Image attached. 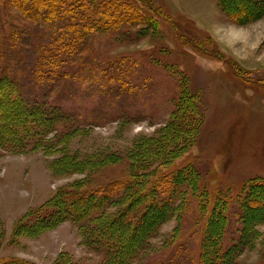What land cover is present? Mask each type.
Segmentation results:
<instances>
[{
	"label": "rangeland",
	"instance_id": "374dc122",
	"mask_svg": "<svg viewBox=\"0 0 264 264\" xmlns=\"http://www.w3.org/2000/svg\"><path fill=\"white\" fill-rule=\"evenodd\" d=\"M90 1L91 7L87 0H67V7L36 10L34 20L3 1V25L15 37L14 43L7 40V59L22 98L47 102L81 124L69 145L72 152L120 156L90 175L87 188H94L128 177L127 152L140 137L160 131L175 111L181 86L188 85L199 93L204 119L179 166L192 167L198 185L182 183V194L172 201L178 212L157 225L142 263L170 256L189 264L200 206L210 199L226 217L220 243L225 251L235 249L233 264H264V0H151L170 23L164 18L156 23L151 11H136L140 0ZM80 2L86 6L76 7ZM98 4L108 5L104 23L96 21ZM58 48L64 59L57 54V63L43 68L39 53L50 49L54 56ZM235 72L244 75V83ZM1 86L0 95L8 90ZM70 121L56 129L62 132ZM5 152L0 150V264L16 259L54 264L61 253L85 264L102 261L80 244L70 221L35 236L19 226L29 213L30 222L44 216V209L35 210L83 175L54 174L50 164L56 156L40 149Z\"/></svg>",
	"mask_w": 264,
	"mask_h": 264
},
{
	"label": "trees",
	"instance_id": "16d2710c",
	"mask_svg": "<svg viewBox=\"0 0 264 264\" xmlns=\"http://www.w3.org/2000/svg\"><path fill=\"white\" fill-rule=\"evenodd\" d=\"M3 1L5 2L0 0V86L5 83L8 90L0 95V150L10 154H25L40 149L46 156H56L50 164L54 174L83 175L78 181L61 186L55 195L35 210L44 209V216H38L30 222L32 213L25 215L24 221L19 224L20 228L26 226L33 229L35 236L53 229L63 221H70L76 228L80 244L102 256V261L96 264H150L149 261L142 263L146 253L151 250L149 239L158 224L178 212L179 206L172 201L182 194L180 192L182 183L185 181L194 189L198 185L197 172L192 167L179 166V162L195 143L203 123L204 111L199 93L190 90L188 85L181 86L176 108L170 120L154 136L137 139L127 152L129 160L127 178L104 186L87 188V179L91 174L108 163L119 162L120 156L115 154L102 157L95 154L80 156L78 152H72L69 145L80 132L77 127L81 124L74 120L70 121L68 115L54 106L47 105V102L29 104L22 98L18 90V78L13 74L14 71L7 59V40L14 43L15 37H8L4 28L1 19ZM7 1L15 8L23 9L28 20H34L38 15L36 10L40 12L44 8L57 10L65 5L67 7V0ZM87 2L88 6L92 3L90 0ZM140 2L141 7L138 6L136 11L140 12L141 9L142 13L146 10L151 11L150 19L156 23L163 18L165 22H171L151 0ZM80 5L85 3L80 2L75 6ZM107 7L108 5L104 4L97 5L100 9L96 21L99 23L102 20L104 23L103 17L106 18L110 14ZM57 13L55 18L60 20L61 14L59 11ZM110 18L113 22L116 17L111 14ZM91 22L93 20L89 24ZM183 36L177 37V40H182ZM60 49H55L57 52L54 56L53 52L47 53L50 49L47 51L43 49L39 53V61L43 68H49L50 63L64 59L65 52ZM202 53L207 56L213 55L204 50ZM57 54L59 59L55 57ZM220 60L227 63L224 58ZM234 77L240 80L244 76L235 72ZM47 83L45 81V87ZM66 121H70L66 130L63 128L62 132H59L56 125ZM165 198L169 201L166 202ZM204 199L205 196L201 198ZM211 201L209 199L207 206L206 202L201 203L199 236L194 257L189 264L234 263L235 249L230 247L225 251L220 243L224 232L223 219L226 220V217L221 210L218 213L216 205L214 207L210 204ZM261 203L264 206V202ZM220 215L224 218L219 217ZM243 216L246 219L245 214ZM242 240L244 241L243 238ZM171 256L174 257L173 254ZM174 258L164 257L152 264H181ZM1 264L36 263L16 259ZM54 264L85 263L74 261L67 253H61Z\"/></svg>",
	"mask_w": 264,
	"mask_h": 264
},
{
	"label": "bare ground",
	"instance_id": "6f19581e",
	"mask_svg": "<svg viewBox=\"0 0 264 264\" xmlns=\"http://www.w3.org/2000/svg\"><path fill=\"white\" fill-rule=\"evenodd\" d=\"M254 69H255V68H254ZM254 69H250V71H252V70H254ZM257 69H259V68H257ZM250 71H249V72H250ZM243 76H244V75H243ZM240 80H241L243 83L245 82V81H244V77H243L242 79H240ZM240 80H239V81H240Z\"/></svg>",
	"mask_w": 264,
	"mask_h": 264
},
{
	"label": "crops",
	"instance_id": "0c3cea01",
	"mask_svg": "<svg viewBox=\"0 0 264 264\" xmlns=\"http://www.w3.org/2000/svg\"><path fill=\"white\" fill-rule=\"evenodd\" d=\"M51 197H52V196H51ZM51 197H50V198H51ZM50 198H49V199H50Z\"/></svg>",
	"mask_w": 264,
	"mask_h": 264
}]
</instances>
